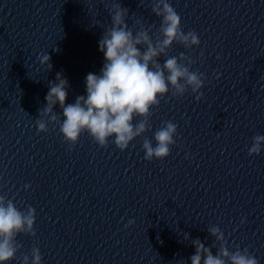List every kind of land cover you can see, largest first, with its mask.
I'll return each instance as SVG.
<instances>
[{"label": "water", "instance_id": "obj_1", "mask_svg": "<svg viewBox=\"0 0 264 264\" xmlns=\"http://www.w3.org/2000/svg\"><path fill=\"white\" fill-rule=\"evenodd\" d=\"M168 2L201 41L174 43L169 55L196 61L204 96L167 94L152 109L151 130L121 151L87 133L69 150L59 125L38 133L36 120L56 73L69 82L66 105L86 95L87 74L104 63L98 41L113 3L130 10V27L157 31L151 0H0V195L36 210V236L19 234L8 264L34 246L41 264H191V241L211 246V226L231 250L247 247L264 264V146L248 155L252 137L264 135V0ZM43 53L51 71L37 59ZM165 121L178 125L176 144L147 161L143 139Z\"/></svg>", "mask_w": 264, "mask_h": 264}, {"label": "clouds", "instance_id": "obj_2", "mask_svg": "<svg viewBox=\"0 0 264 264\" xmlns=\"http://www.w3.org/2000/svg\"><path fill=\"white\" fill-rule=\"evenodd\" d=\"M144 0H139L140 6ZM129 9L121 3H113L109 9L110 27L104 29L98 41L99 51L104 55L100 73H88L85 80L86 95L76 97L74 103L66 105L69 82L61 72L55 81L49 82L45 96L46 104L38 110L36 120L38 133H47L49 125L59 131L69 150L75 146L82 134L87 133L100 147H107L109 140L121 151L126 150L138 137L151 130L152 109L158 108L161 99L171 93L172 97H182L190 89L196 101L204 93L207 77L191 66L195 60L181 53L178 57L169 55L173 44L185 49L200 46L199 35L194 31L185 33L181 27V17L168 0H151V13L160 19L155 33L143 24L136 29L129 26ZM98 26V25H96ZM164 62H160V58ZM41 65L51 71V57L43 53L37 57ZM216 79L220 74L216 73ZM59 105L62 112L54 111ZM178 125L172 121L163 122L153 134V140L144 138L142 149L144 159L163 160L170 155L171 146L176 144ZM264 146V135L252 137L248 155H259ZM25 189L31 185H25ZM36 210L27 206L21 210L12 199L0 195V264L17 259L21 244L19 234L36 236L34 224ZM134 220H128L125 228ZM244 223V220L241 221ZM214 243L205 246L199 238L191 241L195 253L189 258L191 264H259L258 259L247 247L239 246L231 250L224 232L218 226L207 229ZM190 234L185 233L188 240ZM213 248H216L215 254ZM42 255L38 247H32L30 255L22 254L20 264H41Z\"/></svg>", "mask_w": 264, "mask_h": 264}]
</instances>
